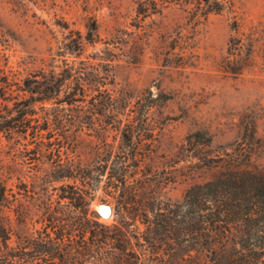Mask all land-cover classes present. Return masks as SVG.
Wrapping results in <instances>:
<instances>
[{
  "label": "rangeland",
  "instance_id": "374dc122",
  "mask_svg": "<svg viewBox=\"0 0 264 264\" xmlns=\"http://www.w3.org/2000/svg\"><path fill=\"white\" fill-rule=\"evenodd\" d=\"M141 1L0 0V114L18 115L27 80L87 90L0 133V264H212L152 256L143 214L230 170L240 148L264 170V0H219L206 19L180 5L145 17Z\"/></svg>",
  "mask_w": 264,
  "mask_h": 264
},
{
  "label": "trees",
  "instance_id": "16d2710c",
  "mask_svg": "<svg viewBox=\"0 0 264 264\" xmlns=\"http://www.w3.org/2000/svg\"><path fill=\"white\" fill-rule=\"evenodd\" d=\"M170 5L184 6L205 19L223 11L219 0H143L138 4V14L147 17ZM70 77L73 79L69 85L70 78H54L47 84L27 80L24 91L30 96L15 104L17 116H13V112L0 114V133L22 124V118L36 115L40 106L44 108L66 88L68 104L82 102L86 86L80 83V77ZM107 98L111 114H121L120 109H124L122 100L111 93ZM243 151L240 148L238 153L230 156V170L193 186L182 202L143 214L147 218L143 223L146 228L138 235L152 256H216L211 259L212 264H264V170L251 165L250 154L242 162ZM126 171L125 167L122 168L121 180H117L123 186L126 185ZM7 192V185L0 179V202L7 199ZM120 201H117L115 212L123 218L127 211ZM0 229H6L2 222ZM101 238L104 244L114 240L107 231L101 233ZM108 261L109 258H99L92 262L80 260L77 264H108ZM158 261L167 264L165 257L158 258Z\"/></svg>",
  "mask_w": 264,
  "mask_h": 264
}]
</instances>
